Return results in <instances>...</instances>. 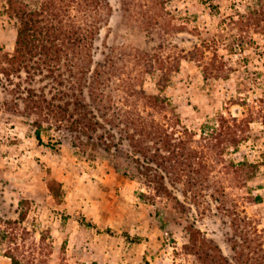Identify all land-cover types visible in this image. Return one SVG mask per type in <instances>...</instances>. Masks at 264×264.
Segmentation results:
<instances>
[{
	"label": "rangeland",
	"instance_id": "rangeland-1",
	"mask_svg": "<svg viewBox=\"0 0 264 264\" xmlns=\"http://www.w3.org/2000/svg\"><path fill=\"white\" fill-rule=\"evenodd\" d=\"M103 1L83 71L70 57L58 78L10 61L0 0V264H264V0ZM222 117L249 122L244 141L218 146ZM143 119L180 131L198 170L162 151L146 175Z\"/></svg>",
	"mask_w": 264,
	"mask_h": 264
},
{
	"label": "trees",
	"instance_id": "trees-1",
	"mask_svg": "<svg viewBox=\"0 0 264 264\" xmlns=\"http://www.w3.org/2000/svg\"><path fill=\"white\" fill-rule=\"evenodd\" d=\"M6 1L9 15L15 18L19 25L15 54L10 59L13 64L27 65L33 59H38L40 68L44 66L51 75L58 73V78H62L61 70L64 67L62 61L71 57L72 68L83 71L84 61L90 56L89 52L99 32L97 19L101 17L104 8L103 0H39L36 5L24 0ZM59 85L64 86L63 82H59ZM145 99L149 107L164 110L166 101L160 97L151 95ZM69 112V109L55 111L49 108L44 115L53 118L57 123H69L74 131H84L88 128L82 120L71 121L74 117ZM247 127L248 121L222 117L213 139L219 141L218 146L223 143L238 145L244 141L243 136H239V131L243 133ZM179 133L180 131L169 132L162 123L143 119L138 127L137 136L133 135L131 142L133 147L138 149V153L149 161L147 166L142 167L146 175L155 171L149 164H157L156 161L162 156V151L168 153V157L163 159L168 164H174L180 178L184 177L181 173L192 174L198 170L197 167L201 163L196 150L189 147L188 142L181 140ZM184 133L187 135L189 132L184 130ZM37 139L41 141L39 132ZM148 143L160 145L163 150L158 148L152 152L151 148H148ZM248 167L253 166L248 163L234 166L237 171ZM149 178L152 179L151 182L157 184L155 178L151 176ZM154 190L160 192L161 188L157 186ZM9 258L13 264H21L14 256Z\"/></svg>",
	"mask_w": 264,
	"mask_h": 264
}]
</instances>
